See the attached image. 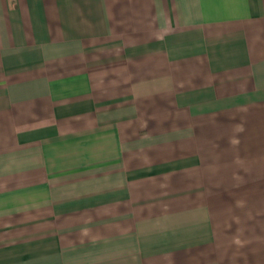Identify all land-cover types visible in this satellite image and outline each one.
Here are the masks:
<instances>
[{
    "label": "crops",
    "instance_id": "obj_1",
    "mask_svg": "<svg viewBox=\"0 0 264 264\" xmlns=\"http://www.w3.org/2000/svg\"><path fill=\"white\" fill-rule=\"evenodd\" d=\"M0 264H264V0H0Z\"/></svg>",
    "mask_w": 264,
    "mask_h": 264
}]
</instances>
